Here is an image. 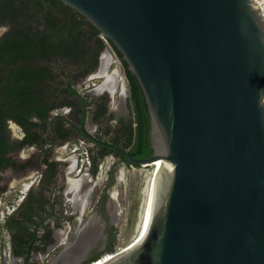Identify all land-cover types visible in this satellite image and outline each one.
<instances>
[{
	"label": "water",
	"instance_id": "95a60500",
	"mask_svg": "<svg viewBox=\"0 0 264 264\" xmlns=\"http://www.w3.org/2000/svg\"><path fill=\"white\" fill-rule=\"evenodd\" d=\"M145 93L155 173L142 238L103 264H264V11L258 0H62ZM89 134V133H88ZM168 166H172L170 169Z\"/></svg>",
	"mask_w": 264,
	"mask_h": 264
},
{
	"label": "flooded vegetation",
	"instance_id": "af4514ba",
	"mask_svg": "<svg viewBox=\"0 0 264 264\" xmlns=\"http://www.w3.org/2000/svg\"><path fill=\"white\" fill-rule=\"evenodd\" d=\"M41 1L45 8L39 16L43 18L49 2ZM258 1L264 11V0ZM28 22L35 25L33 18ZM10 27L11 22L0 23V38ZM5 28L7 31H3ZM108 45L112 46L107 40L105 48ZM104 49L96 67L75 82L71 76L77 93L70 97L75 104L65 103L64 95L56 92L44 103L41 116L32 108L26 110L9 102L16 114L5 119L0 136L3 135L6 157L15 163L0 164V209L5 197L16 188L11 185L13 176L30 183L21 196L17 193L20 197L13 204L8 203L9 209L1 216L0 231L5 230L7 239L0 237V264H103L127 247L119 245L117 182L122 181L123 167L140 165L127 160L115 148H105L109 145L91 135L115 143V130L132 118L128 97L124 104H116V94L111 89L99 91L101 82L84 85L92 73L99 72ZM57 57L55 61L41 59L38 66L58 65L62 59ZM114 59H118L114 64L122 66L121 74L127 79L121 59L117 54ZM3 63L0 62V98L9 79L16 80L17 75L8 77L10 68L19 67ZM22 63L33 69L37 66L30 55ZM117 95L122 94L119 91ZM53 101L55 105L51 106ZM124 148L130 153L129 147Z\"/></svg>",
	"mask_w": 264,
	"mask_h": 264
},
{
	"label": "trees",
	"instance_id": "16d2710c",
	"mask_svg": "<svg viewBox=\"0 0 264 264\" xmlns=\"http://www.w3.org/2000/svg\"><path fill=\"white\" fill-rule=\"evenodd\" d=\"M47 1L49 5L42 18L39 15L45 4L41 0H0V23H12L10 30L0 38V62L3 65V62L19 65L10 68L12 72L8 77L17 75L16 80L10 78L8 86L1 92L0 133L4 131L5 119L16 114L13 105L10 109L9 102H16L19 108L26 110L32 108L41 116L44 114V103L56 92L64 95L65 103L75 104L76 101L70 97L77 93L72 88L71 76L75 82L96 67L108 40L121 59L129 82L128 106L132 115L127 124L115 130L113 141L129 147L130 153L136 157L151 156L155 152L151 142V113L143 88L123 53L109 38L102 37L100 30L74 7L62 0ZM30 18L34 19L35 25L28 22ZM42 23L44 26L40 27ZM28 55L34 57L37 64L35 69L22 63ZM57 56L62 59L61 65L38 66L41 59L55 61ZM22 65L24 68H21ZM52 105H55L54 101ZM36 125L40 123L36 122ZM62 134L66 135L67 132ZM1 136L0 164H14L12 159L6 157ZM105 148L114 149L109 146Z\"/></svg>",
	"mask_w": 264,
	"mask_h": 264
},
{
	"label": "rangeland",
	"instance_id": "374dc122",
	"mask_svg": "<svg viewBox=\"0 0 264 264\" xmlns=\"http://www.w3.org/2000/svg\"><path fill=\"white\" fill-rule=\"evenodd\" d=\"M107 48L113 54H116L112 46L108 45ZM114 65L116 66V64ZM117 66H119L121 73H123L122 66ZM124 80L127 86L128 81L125 76ZM99 82H102L101 78L90 77L89 80H85L84 85H95ZM124 101L125 98L122 95H116V99L114 100L116 104H124ZM154 168L155 166L152 164L132 166L130 168H127L125 166L122 168V181L117 182L119 184L118 197L120 200V214L118 224L121 229L119 235V245L122 247H126L131 244L140 232L141 223L148 203L151 184L154 179ZM19 179L20 178L17 177L15 178V176L11 178V185H14L13 187L16 188H13V190L10 191V195L8 194V196L5 197V200L0 209V222L3 213L9 209L8 203L13 204V202H15L24 193L23 191L28 187L30 183V181L26 178L25 180H21L22 182H20ZM17 193H20V196L17 195ZM6 235L7 233L5 232V230L0 231V237L2 239H7ZM43 264H47V261L45 263L43 262Z\"/></svg>",
	"mask_w": 264,
	"mask_h": 264
},
{
	"label": "crops",
	"instance_id": "0c3cea01",
	"mask_svg": "<svg viewBox=\"0 0 264 264\" xmlns=\"http://www.w3.org/2000/svg\"><path fill=\"white\" fill-rule=\"evenodd\" d=\"M114 54L108 49L105 48L102 53L101 65L98 73H92V77H98L102 79L101 84L99 85V91L104 89H111L113 94H116L120 91L124 98H127L129 95V83L126 86L124 77L121 76V71L115 72V69L119 66L114 65ZM122 86V88H121Z\"/></svg>",
	"mask_w": 264,
	"mask_h": 264
},
{
	"label": "bare ground",
	"instance_id": "6f19581e",
	"mask_svg": "<svg viewBox=\"0 0 264 264\" xmlns=\"http://www.w3.org/2000/svg\"><path fill=\"white\" fill-rule=\"evenodd\" d=\"M115 72H120L119 67H117L115 69ZM155 166V170L157 171L159 168L163 167L164 164H166L162 159H158L157 161H155L154 163H152ZM169 169L172 166H168ZM155 171V173H156ZM154 173V175H155ZM155 191H156V184H155V176L153 179V182L151 184V188H150V192H149V198H148V203H147V207H146V211L141 223V227H140V232L137 235L136 239L134 240V242L132 244H129L125 249L130 248L131 246H133L134 244H136L141 238L142 236L146 233L149 223H150V219H151V214H152V209H153V203H154V196H155ZM108 260H110L111 258H107Z\"/></svg>",
	"mask_w": 264,
	"mask_h": 264
},
{
	"label": "clouds",
	"instance_id": "9594fccd",
	"mask_svg": "<svg viewBox=\"0 0 264 264\" xmlns=\"http://www.w3.org/2000/svg\"><path fill=\"white\" fill-rule=\"evenodd\" d=\"M3 31H7V28L3 29Z\"/></svg>",
	"mask_w": 264,
	"mask_h": 264
},
{
	"label": "built area",
	"instance_id": "2783aa9c",
	"mask_svg": "<svg viewBox=\"0 0 264 264\" xmlns=\"http://www.w3.org/2000/svg\"><path fill=\"white\" fill-rule=\"evenodd\" d=\"M121 76H123V74H121Z\"/></svg>",
	"mask_w": 264,
	"mask_h": 264
}]
</instances>
